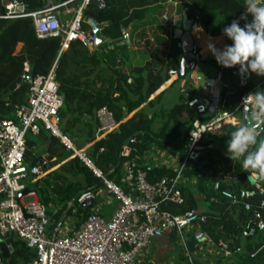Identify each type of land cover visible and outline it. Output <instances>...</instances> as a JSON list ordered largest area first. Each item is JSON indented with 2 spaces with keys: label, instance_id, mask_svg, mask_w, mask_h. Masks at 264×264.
I'll use <instances>...</instances> for the list:
<instances>
[{
  "label": "trees",
  "instance_id": "obj_1",
  "mask_svg": "<svg viewBox=\"0 0 264 264\" xmlns=\"http://www.w3.org/2000/svg\"><path fill=\"white\" fill-rule=\"evenodd\" d=\"M19 1L30 12L46 6V0ZM157 1L102 0V6L89 5L84 16L98 23H106L103 35L114 41L95 51L84 48L80 43H72L61 53V40L38 38L31 18L0 19V125L4 121H14L16 108L28 104L30 84L24 83L27 75L32 72L33 77H46L54 68L60 94L64 99L59 112L60 130L74 143V147H79L78 140L84 131L89 141L95 142L99 127L96 115L102 108H107L120 125L116 132L94 143L86 153V157L109 180L120 182L124 165L135 158H142L152 148H159L172 155L182 154L187 148V134L196 119L187 106L188 100L196 95L192 92L194 82L179 78L172 83L170 87L175 89L184 82V88L180 90L184 93H179V103L168 113L174 126L170 130L164 127L157 133L154 122L165 111H153L151 116L143 105L153 95L159 94L164 84L171 80V70H179L178 59L171 56L159 68H154L151 63L135 68L132 65L133 52L122 41L123 30L126 31L128 24L133 19H143L140 12L156 5ZM243 7L244 0H194L186 8L190 19L199 14V31L208 40H213L229 22L240 20L245 15ZM4 13L0 0V15ZM250 19L251 16L247 15V22ZM245 22L241 20V26ZM19 46L21 49L18 52ZM198 49L200 51L201 47ZM253 74L242 77L238 68H226L224 71L226 81L236 90L235 96L227 98L225 112L237 119L241 118L238 106L242 97L253 89ZM259 90H264V84ZM163 96L164 93L149 106L161 103ZM184 112L189 116L187 123L179 120ZM210 118L206 115L202 121ZM241 126L225 125L221 137L213 138L205 145L201 158L185 172L188 178L197 176L196 188L185 186L182 190L184 203L166 207L174 214H186L199 212L198 198L202 205H206L203 214L207 222L201 228L207 236L206 243L212 244L217 250H222V245H227L232 252L242 248L240 254L233 256V261L220 257L215 264H264V233L252 239H243L241 233L248 218L247 213L240 206H232L229 200L213 188L216 182H220L222 191L237 193L253 190L247 177L248 172L242 170L241 162L230 160L227 151L218 145L221 142L227 147L230 133ZM32 136L27 139L26 163L30 165L36 159L45 162L46 166L41 179L34 181L35 178H32L30 191L36 194L38 202L47 213H51V222L55 226L65 214L63 223L69 219L75 208L81 212L80 221L86 220L89 210L81 208L78 199L86 192L96 194L104 188V184L59 139L51 137L44 130ZM257 138L259 141L264 136ZM131 139L136 142L130 146L131 152L124 156L123 151ZM41 145L46 150L38 153ZM251 174L264 177L255 170ZM164 176H174V173L166 168H156L149 174V181L153 183ZM78 178H83V182L78 181ZM228 181L232 184H228ZM261 188L263 192L256 194L253 203L264 200V182ZM80 221L77 225H80ZM13 247L15 253L8 259V264H29L26 245L14 242ZM190 250L195 251L194 242H191ZM182 261L189 264L185 256H182Z\"/></svg>",
  "mask_w": 264,
  "mask_h": 264
},
{
  "label": "built area",
  "instance_id": "obj_2",
  "mask_svg": "<svg viewBox=\"0 0 264 264\" xmlns=\"http://www.w3.org/2000/svg\"><path fill=\"white\" fill-rule=\"evenodd\" d=\"M92 1L46 0L43 9L30 12L19 0H1L5 13L0 15V19L31 18L38 38L61 40V53L72 43H80L84 48L95 51L106 44H98L93 29L85 23L84 11ZM186 1L188 5L194 0ZM259 2L264 3V0ZM62 17L70 18L65 28ZM194 20L198 26L199 14L195 15ZM125 33L123 30V35ZM178 50L183 51V43L180 41L177 42ZM199 52L194 44L188 73L195 84H204V87L203 93L187 102L196 119L187 134L186 150L175 155L166 152L154 154L152 151L142 158H135L122 168L120 182L105 177L61 132L59 112L64 99L60 94V84L55 78L54 68L46 77H33L29 81L28 104L16 108L14 121H4L0 125V234L3 241L9 240L11 234H14V242H22L28 249H34L35 258L30 264H146L143 257L152 240L164 235L176 237L189 264H196L198 256H205L203 250L208 243L201 228L207 222L206 215L198 211L174 214L166 207L184 203L182 190L187 182L185 172L201 158L205 145L211 139L221 137L225 125H245L253 117L254 103L245 101V98L262 87L264 76L260 84L242 97L238 106L241 118L237 119L225 112L227 98L235 96L236 90L226 81V68L222 67L220 101L216 114L210 116L209 105L215 102V79L208 80L197 73L198 60L195 57L199 56ZM169 75L171 78H179V70H171ZM255 76L257 75L254 73L252 77ZM181 92L184 93L183 90ZM206 115L211 118L202 121ZM96 120L99 127L94 143L116 132L120 126L107 108L98 111ZM254 120L256 135L264 136V119ZM42 130L59 139L101 180L105 190L118 203L111 218L92 212L79 227L60 237H52L48 232L52 224L51 217L38 202L36 194L29 189L32 173L30 165L26 163L27 139L30 135H39ZM135 142L134 139L130 140L123 151L124 156L131 152L130 146ZM44 166L45 162L37 161L35 177L32 176L34 181L43 177ZM156 168H166L174 176H164L152 183L149 181V174ZM252 176L257 182L256 190H241L236 193L231 190L222 191L220 182L213 186L214 191L220 192L232 206H240L247 213L248 218L241 233L243 239H252L264 233V200L260 203L252 202L258 192H263L261 186L264 177L257 174ZM25 191L27 194L21 196ZM90 197L94 199L93 193H83L78 204ZM191 242L195 243V251L190 250ZM13 243L7 246L9 257L15 253ZM218 252L231 262L235 254L242 252V248L232 252L227 245H222V250ZM5 262L6 259L0 253V264Z\"/></svg>",
  "mask_w": 264,
  "mask_h": 264
},
{
  "label": "crops",
  "instance_id": "obj_3",
  "mask_svg": "<svg viewBox=\"0 0 264 264\" xmlns=\"http://www.w3.org/2000/svg\"><path fill=\"white\" fill-rule=\"evenodd\" d=\"M186 0H158L157 4L141 11L140 14L142 18L140 21L133 19L127 26L126 32L130 27H133V33L131 35V41L133 44L132 54V65L135 68L144 67L147 64L151 63L154 68H159L163 62H165L169 57H173L175 52H177V40L174 39L173 30L176 27H181L182 18L181 14L183 10L187 7ZM133 16V15H132ZM68 17H62V23L66 27ZM243 19L240 18L239 21ZM251 21V19H250ZM249 21V22H250ZM199 32L202 36V39L199 41L195 37L194 32ZM192 37L194 44L197 47H201L199 52L198 60V70L197 73L205 77L206 79H217L221 74L222 66L218 65L212 52L209 51L208 45L213 44L217 49H223L225 45H228L226 37L221 33L218 37L213 40H208L206 35L199 31L198 26L193 29ZM21 46L18 47L17 51L19 52ZM209 63V65L204 64ZM201 63V64H200ZM179 64V63H178ZM211 64V65H210ZM180 78V77H179ZM179 78H171V80L164 84L162 90L170 89L175 90L177 97L179 98L180 90L184 88L185 83L182 82L179 87L172 89L170 86L174 81ZM253 87L257 86L263 81L262 76H255L251 78ZM204 84H195L193 94L196 95L203 93ZM161 90V89H160ZM159 90V91H160ZM169 90V91H170ZM158 91V92H159ZM161 91L160 93H162ZM182 93V92H181ZM41 153L45 151V147L41 145ZM94 195L95 207L89 210V215L92 212L98 213L101 216L109 219L113 215L114 211L118 207V203L110 196V194L102 188L99 192ZM205 209H200V213H204ZM66 215V214H65ZM88 215V216H89ZM80 219L77 220V222ZM65 223V222H64ZM60 227L56 235L62 230L63 225ZM81 224V221H80ZM77 225L76 227H79ZM68 230H66L67 232ZM63 235V234H62ZM165 236V235H164ZM163 236H158L154 238L146 251L143 259L146 264H181L182 256L173 255L174 249L171 251L168 248V245L165 242H162L161 239ZM167 238H170L166 236ZM156 246V248H154ZM27 247V246H26ZM28 250V247H27ZM206 255L198 256L195 260V263L198 264H215L217 260L222 257V254L218 250L207 244L206 248L203 250ZM30 257V256H29ZM10 258V257H9ZM225 260V259H224ZM208 261V262H207ZM9 260L7 259L5 264H8ZM30 264V259H29Z\"/></svg>",
  "mask_w": 264,
  "mask_h": 264
},
{
  "label": "clouds",
  "instance_id": "obj_4",
  "mask_svg": "<svg viewBox=\"0 0 264 264\" xmlns=\"http://www.w3.org/2000/svg\"><path fill=\"white\" fill-rule=\"evenodd\" d=\"M243 8L245 15L241 19L246 21L243 26L239 20H233L222 29V34L231 43L223 49L209 44L208 49L218 65L225 68L239 66L242 77L251 73L264 76V3L259 0H244ZM247 15L251 16L250 22H247ZM245 101L254 103V119H264V90L248 95ZM226 151L230 160L241 162L243 171L251 173L255 170L264 175V139L258 141L252 126L245 124L232 131L227 140Z\"/></svg>",
  "mask_w": 264,
  "mask_h": 264
},
{
  "label": "water",
  "instance_id": "obj_5",
  "mask_svg": "<svg viewBox=\"0 0 264 264\" xmlns=\"http://www.w3.org/2000/svg\"><path fill=\"white\" fill-rule=\"evenodd\" d=\"M91 5L102 6V3L100 1L93 0L91 2ZM187 11L188 10L186 8L185 10H183V12L181 14V18H182L181 27H176L173 30L174 39L183 43V51L178 50L177 52H175V54L173 55V58L178 59V62H179V77L183 78L187 81L193 82L191 80V75L188 73V64L192 60V48L194 46L192 31L194 28L197 27V24H196L194 19H190L188 17ZM85 23L93 29V32H94V35L97 39L98 44H111L114 42L113 40L108 39L107 37H105L103 35V30L107 26L106 23H98L95 19L90 18V17H85ZM230 24H231V22H229L227 25H230ZM132 33H133V27H130L122 38V41L126 42V44L128 45L130 50H133V44L131 41ZM227 41L229 44L231 43V41L229 39H227ZM195 59L197 60V57H195ZM234 68H238V66H236ZM246 75H248V74H246ZM32 78H33V73L30 72L27 75V77L25 78L24 83H28L30 80H32ZM220 82H221V75H219L218 78L215 79V88H214L215 102L209 105L208 114L210 116L215 115L217 112V106L219 104L220 96H221ZM247 124L252 126L254 129L257 127V126H255L256 122H255L253 117L250 118V120L248 121ZM36 164H37L36 159H34L30 164V170H31L33 177H35L34 171H35ZM250 175H251V178H249ZM247 177H248V180L251 183L253 189L256 190L257 182L255 181V179L253 178V176L250 172L247 173ZM236 180H234L235 183H236ZM227 183L232 184L231 181H228ZM25 194H27V191H25L23 194H21V196L25 195ZM79 206L85 210H91L95 207L94 199L92 197L87 198L82 203H80ZM48 215H49V217H52L51 213H48ZM65 217L66 216L64 215L57 226H55L53 223L49 226L48 232L51 233L52 237H54L56 235V233L58 232V230L62 226ZM13 242H14V234H11L9 240H7L5 242L3 241V238L0 234V253H1L2 257L6 260L9 259L7 246L12 244ZM35 252L36 251L34 249L29 248L27 250V254L30 256V263H32L34 258H35Z\"/></svg>",
  "mask_w": 264,
  "mask_h": 264
},
{
  "label": "rangeland",
  "instance_id": "obj_6",
  "mask_svg": "<svg viewBox=\"0 0 264 264\" xmlns=\"http://www.w3.org/2000/svg\"><path fill=\"white\" fill-rule=\"evenodd\" d=\"M70 19V18H69ZM68 23V22H67ZM63 28H65V26L63 25ZM195 33V37L197 40H201L202 39V36L199 34V32H194ZM133 54V53H132ZM206 61L204 60V64L206 65H209V63H205ZM201 64V63H200ZM211 65V64H210ZM162 89V88H161ZM173 89V88H172ZM170 89H166V90H162L163 92L162 93H159V94H155L153 95L144 105H143V108L144 110L149 113L151 116H152V113L153 111H156V112H159L161 109H164L165 113L164 115H160L159 118H157L154 122V130L159 133L161 132V130L165 127V128H168V130H170L173 126H174V123L169 119V116H168V113L179 103L178 101V97H177V93H176V89L175 90H170ZM164 93V96L161 100V103L159 104H155L153 106H149L150 103L155 100L158 96L162 95ZM188 114L186 112H184L180 117H179V120L183 123H187L188 122ZM31 136V135H30ZM33 137V136H32ZM79 142V147H75L79 152H82L83 154L86 155V153H88L91 149H92V146L94 144V142H90L89 141V138H88V135H87V132L84 131L82 134H80V139L78 140ZM74 144V143H73ZM218 145L220 147H222L223 149L226 150V145L223 144V143H218ZM41 147L38 148L37 152L38 153H41ZM155 152L154 154H158V152H162L159 148H152L150 151H148L147 153H150V152ZM162 153H165V152H162ZM151 156V155H150ZM152 158L154 159V156H152ZM196 175H193V177H186V186L189 185V186H192V187H195L196 188V185H197V179H196ZM33 177L31 175V178L29 180H31ZM78 181H81L83 182V178H78L77 179ZM76 180V181H77ZM31 185V184H30ZM199 200V208L202 210V209H205L206 208V205H202V201L198 198ZM62 207V206H61ZM59 206V208H61ZM199 209V210H200ZM201 212V211H200ZM80 215H81V212L79 209L75 208L74 211H73V214L69 217V219H67L63 225V228L62 230L59 232L58 234V237H60L62 234L64 235L66 233V230L68 231H72L75 227H76V223H77V220L80 218ZM161 239L163 240L162 242H165L167 243L168 245V248L173 251L174 249V254L173 255H181V256H184V251H182V248L178 242V240L176 239L175 236H171L170 238H167L166 236H163L161 237ZM156 248V246L154 247ZM146 253V252H145ZM202 258V257H201ZM208 262V261H207ZM181 264H184V261L181 262ZM207 264V263H206ZM209 264V262H208Z\"/></svg>",
  "mask_w": 264,
  "mask_h": 264
}]
</instances>
